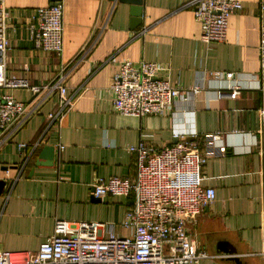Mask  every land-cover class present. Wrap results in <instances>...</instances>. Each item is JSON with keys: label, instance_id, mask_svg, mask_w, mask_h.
Listing matches in <instances>:
<instances>
[{"label": "crops", "instance_id": "1", "mask_svg": "<svg viewBox=\"0 0 264 264\" xmlns=\"http://www.w3.org/2000/svg\"><path fill=\"white\" fill-rule=\"evenodd\" d=\"M241 1L243 10L231 16L227 40L208 44L189 0H144L143 22L136 27L129 4L61 0L65 43L59 55L36 50L30 29L35 11L51 0H5L12 16L7 76L44 86L62 72L75 104L60 125L48 127L49 114L59 109L55 92L3 139L0 251L36 252L53 234L56 220L121 223L133 197L98 201L93 184L134 176L130 146L144 139L167 147L179 140L175 134L222 131L227 155L210 159L202 170V185L216 190V201L188 223V232L197 248L212 256L199 264H264V128L259 120L264 0ZM125 60L162 63L170 68L173 86L203 90L188 101L176 100L166 115L123 116L114 109L111 85ZM231 72L242 87L233 98L224 77ZM5 92L0 89V95ZM10 93L22 102L33 99L26 89ZM46 145L56 148L55 164L38 166Z\"/></svg>", "mask_w": 264, "mask_h": 264}, {"label": "built area", "instance_id": "2", "mask_svg": "<svg viewBox=\"0 0 264 264\" xmlns=\"http://www.w3.org/2000/svg\"><path fill=\"white\" fill-rule=\"evenodd\" d=\"M200 24L205 43L227 40L231 16L243 10L241 0H189ZM33 16L31 34L36 50L61 55L64 51L65 7L55 3L38 8ZM12 16L5 0H0V145L18 130L53 93L59 95V109L49 114V126L61 124L74 102L67 95L65 75L44 86H32L28 80L8 77L4 56L9 49L8 29ZM259 55L264 69V26L260 30ZM169 66L158 62L125 60L114 75L111 91L113 106L123 116L143 118L169 113L176 100L188 101L202 92L200 85L173 86ZM229 82V97H237L242 87L233 72L224 74ZM32 92L31 102L14 98L10 91ZM264 128V98L259 111ZM175 134L176 144L157 147L142 139L130 146L135 156L134 176L99 179L93 184V196L133 197V203L121 223L71 222L56 220L53 234L36 252L0 251V264H199L212 256L199 250L188 232V223L196 220L216 201V190L204 188L202 170L210 159L225 157L227 148L222 131L200 136ZM21 148H27L22 144ZM0 166V180H1ZM128 230L129 234H124ZM264 259V251L260 252Z\"/></svg>", "mask_w": 264, "mask_h": 264}, {"label": "water", "instance_id": "3", "mask_svg": "<svg viewBox=\"0 0 264 264\" xmlns=\"http://www.w3.org/2000/svg\"><path fill=\"white\" fill-rule=\"evenodd\" d=\"M119 1L120 3L131 5V13L133 16L132 26L136 27L143 22V6L144 0H111ZM61 0H51V4L60 3ZM56 158V148L52 145L44 146L38 154L37 165L38 166H53L55 164ZM6 187V182L0 180V194H2L4 188ZM96 200L101 201V199L96 198Z\"/></svg>", "mask_w": 264, "mask_h": 264}]
</instances>
